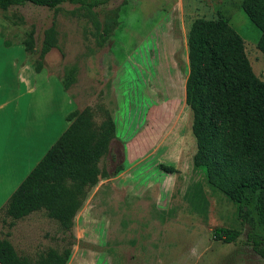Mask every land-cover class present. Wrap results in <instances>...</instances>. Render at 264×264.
I'll return each mask as SVG.
<instances>
[{
    "label": "rangeland",
    "instance_id": "rangeland-1",
    "mask_svg": "<svg viewBox=\"0 0 264 264\" xmlns=\"http://www.w3.org/2000/svg\"><path fill=\"white\" fill-rule=\"evenodd\" d=\"M240 3L112 0L95 10L103 23L111 11L120 9L118 25L102 46L90 16L78 6L63 4L54 11L27 4L0 11L4 46L5 41L21 43L34 30L39 51L44 31L54 25L56 46L45 55L43 69L56 76L65 92L59 78L74 67V83L66 92L76 105L71 110L90 108L100 123L104 108L115 123L108 154L99 164L109 178L100 179L74 218L75 241L67 264H264L244 243L235 206L194 169L192 113L185 104L187 37L198 18L226 19L242 37L254 74L264 81V55L257 49L260 31ZM55 118L60 126L54 134L61 135L62 123H68ZM37 121L29 117L30 127ZM160 165L175 172L167 173ZM7 200L0 202V209ZM1 218L0 239H7L19 256L35 260L48 248L67 244L58 223L44 211L17 221ZM216 228L242 234L228 244L213 238Z\"/></svg>",
    "mask_w": 264,
    "mask_h": 264
},
{
    "label": "trees",
    "instance_id": "trees-1",
    "mask_svg": "<svg viewBox=\"0 0 264 264\" xmlns=\"http://www.w3.org/2000/svg\"><path fill=\"white\" fill-rule=\"evenodd\" d=\"M112 0H0V11L30 4L58 11L63 4L78 6L90 16L98 44L104 45L118 25L119 8L104 22L96 9ZM240 8L260 31L257 49L264 55V0H241ZM54 25L44 31L40 50L34 30L21 44L35 73L56 46ZM8 42V41H7ZM5 41V46L13 43ZM188 75L185 104L192 113V135L196 142L194 169L205 182L224 194L235 206L236 218L245 230L244 243L264 259V81L253 72L244 41L226 19H195L187 37ZM73 67L61 80L65 92L74 83ZM103 120L95 121L90 108L65 116L67 129L51 146L0 209L2 217L21 220L44 211L56 221L67 244L48 248L35 260L19 256L7 239H0V264H67L74 245L73 221L89 192L109 174L100 169L108 154L116 127L109 111L100 108ZM167 173L173 167L160 165ZM242 230L216 228L217 241L235 243ZM70 242L68 243V240Z\"/></svg>",
    "mask_w": 264,
    "mask_h": 264
},
{
    "label": "crops",
    "instance_id": "crops-1",
    "mask_svg": "<svg viewBox=\"0 0 264 264\" xmlns=\"http://www.w3.org/2000/svg\"><path fill=\"white\" fill-rule=\"evenodd\" d=\"M0 58L4 60L0 62V191L4 196L0 202H4L67 129L62 123V134H54L60 126L55 115L65 118L76 105L62 91L55 75L45 69L33 71L21 44L6 48L0 41ZM25 96L29 97L23 100ZM38 96L43 97L42 102L35 103ZM51 98L54 110L49 104ZM29 117L38 120L36 127H30ZM29 130L34 132V140ZM31 140L34 145L30 147Z\"/></svg>",
    "mask_w": 264,
    "mask_h": 264
}]
</instances>
